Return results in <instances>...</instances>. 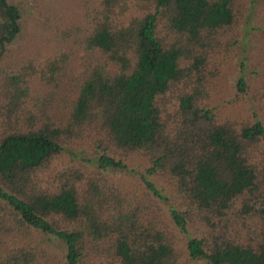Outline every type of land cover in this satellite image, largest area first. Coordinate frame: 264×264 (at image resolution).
I'll return each instance as SVG.
<instances>
[{
	"label": "trees",
	"instance_id": "1",
	"mask_svg": "<svg viewBox=\"0 0 264 264\" xmlns=\"http://www.w3.org/2000/svg\"><path fill=\"white\" fill-rule=\"evenodd\" d=\"M239 5L89 0L62 49L0 74V264L36 263L17 243L29 230L61 240L64 264H264V124L221 119L211 103ZM22 31L21 8L0 0V63ZM135 156L149 162L150 201L169 202L156 177L180 198L170 219L187 260L159 201L106 175Z\"/></svg>",
	"mask_w": 264,
	"mask_h": 264
},
{
	"label": "rangeland",
	"instance_id": "2",
	"mask_svg": "<svg viewBox=\"0 0 264 264\" xmlns=\"http://www.w3.org/2000/svg\"><path fill=\"white\" fill-rule=\"evenodd\" d=\"M88 1L10 0L11 4L21 8L23 31L17 40L5 48L4 57L0 63L2 79L14 73L24 61L34 57L49 56L62 49L60 41L63 35L74 26L81 27L84 24V7ZM91 1L94 2V0ZM239 1L237 25L233 31L224 36L222 48L226 50L222 52V58L215 62L222 69L211 103L221 119H232L239 122L260 120L264 124V1ZM82 56L83 53L79 52L78 64ZM80 71L81 68L75 69L71 74V79L66 81L67 88L63 96L61 94L58 98L60 103L64 101L63 98L69 99L75 95L76 76ZM241 77H244L247 83L245 94L240 93L237 87ZM61 108L65 109V105ZM60 113L64 115L65 110H61ZM79 145L85 148L83 142ZM78 150L83 149L78 148ZM127 164L128 171H107L106 175L112 183L131 195L142 196L147 206H154L158 199L150 201L149 196L148 198L145 196L141 179V174L149 168V162L135 156L130 158ZM150 180L169 199V202L158 200L159 208L161 207L163 220L176 234L179 247L187 260L185 244L188 238L174 227L170 219V208L171 206L180 207V198L175 195L167 181L159 177ZM9 224L10 222L7 226ZM191 232L196 233V229L192 228ZM9 241L11 242V239ZM20 242H24L33 254H38L35 264H64L66 246L58 238L29 230L27 234L24 233V237H21V234L18 235L17 243L21 245Z\"/></svg>",
	"mask_w": 264,
	"mask_h": 264
}]
</instances>
